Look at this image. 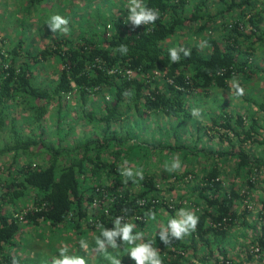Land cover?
Segmentation results:
<instances>
[{
  "label": "trees",
  "instance_id": "16d2710c",
  "mask_svg": "<svg viewBox=\"0 0 264 264\" xmlns=\"http://www.w3.org/2000/svg\"><path fill=\"white\" fill-rule=\"evenodd\" d=\"M25 1L27 10L44 2ZM208 1H202L190 16L184 17L188 0H143L146 7L159 11L154 23L132 25L122 33V27L112 22L110 35L105 31L80 33L74 42L61 40L53 48L37 53L22 48L23 41L5 52L0 50V158L11 156L7 175L0 176V264H13V259L17 264L22 262L11 254L16 250L33 257L32 261L51 248L59 253L64 246L68 255H73L76 248L80 255L90 254L96 248L95 237L100 235L101 226L112 228L117 216L123 217V223L134 225L133 235L140 234L136 244L150 243L160 248L162 264H187V251L205 252L208 262L203 257L200 263L217 264L209 257L217 253L226 260L235 244L239 248L254 244L260 249L257 254L264 257L261 198L260 234L242 241L234 238L237 228L247 232L257 228V223L248 221L250 211L239 208L264 191V156L253 152L254 148L264 149V121L219 106L218 113L209 118L208 128L196 121L194 129L187 130L189 140L183 138L192 106L189 95L226 90L236 78L244 84L264 74L253 60L254 53L264 47V9H255V0H218L223 5V15L237 9L242 15L237 23L226 27L224 46L214 38L205 41L207 50L203 51L197 45L183 44L176 48L179 61L173 63L168 51L171 48L161 45L185 27L200 23L198 33L206 30L213 19L206 11ZM246 8H250V16L244 20ZM102 26L106 27V23L102 22ZM247 27L249 31L245 32ZM119 44L127 45L126 55L115 51ZM181 49L190 51V56L185 57ZM21 56L27 62L16 65ZM48 58H54L60 70L56 80L45 88L34 83L33 67ZM125 70L132 75H125ZM153 72L161 74L160 84L153 85ZM139 75H144L148 83ZM105 89L112 93V104L104 102L97 114L93 109L87 111V100ZM68 94H76L89 122L103 126L100 137L84 136L76 145H62L66 136H62L59 122L62 99ZM54 103L58 111L56 141L44 138L43 128ZM124 106L138 112L143 109L150 115L163 114L175 119L174 124L163 126L159 137L156 139L154 134L148 142L120 135L110 129L124 119ZM254 106L264 113V101ZM18 108L28 119L12 115ZM19 123L27 126L28 132L23 133ZM40 154L46 157L36 162ZM175 157L181 167L171 171ZM152 159L167 172L163 181L159 182L157 174L148 169L155 165ZM130 165L143 172L142 180L120 174ZM174 192L176 196L172 198ZM181 208L198 216L197 227L187 234L189 241L173 237L171 245L165 246L159 235L152 234V226L161 217V209L174 218ZM150 210L155 219L147 215ZM25 229L43 235L40 242L45 251L31 247L36 243L34 237L24 234ZM118 243L117 249L108 247L106 252H96L97 256L103 254L101 264H112L113 260L135 264L129 256L135 245ZM25 261L24 258V264Z\"/></svg>",
  "mask_w": 264,
  "mask_h": 264
},
{
  "label": "rangeland",
  "instance_id": "374dc122",
  "mask_svg": "<svg viewBox=\"0 0 264 264\" xmlns=\"http://www.w3.org/2000/svg\"><path fill=\"white\" fill-rule=\"evenodd\" d=\"M204 0H188V3L185 7L183 13L184 17L190 16L194 11L195 6L199 5ZM238 1V0H237ZM253 7L257 10L264 9V0H255ZM207 13L210 14V18H213L207 25V29L202 33H198L197 25H192L190 27H185L177 32L174 37L163 42L161 45L164 48H179L180 45H197L200 50H207L203 45L208 38L217 39L218 42H221V45L224 46L226 43L222 36H224L226 27H231V23L238 22L239 18H242V15L239 13V10H234L232 12H227L225 15L222 14L223 5L218 0H209L207 2ZM250 8L244 10V20H247L250 16ZM254 10V9H253ZM205 11V12H206ZM53 14H59L62 17H65L69 20L68 27L70 31L65 34L59 30L53 33L47 22L50 19V16ZM128 12V0H44L43 4L35 9L27 10L25 0H0V50L5 52L12 49L18 41H23L24 49H32V53H37L42 49H51L61 40H74L78 38L77 36L82 34H90L92 32H102L105 31L107 35H110L113 30L112 22L117 23L122 27V33L126 29L132 28V21H127ZM203 15L206 16V13ZM102 22L106 23V27L102 26ZM204 21H202L203 23ZM229 24V25H228ZM106 28V29H105ZM248 27L245 32H248ZM253 60L257 61L261 69H264V47L259 48L253 55ZM27 62V59L23 56L19 58L16 65L24 64ZM60 66L54 58H48L45 62L41 64L34 65L33 74H34V83L37 85H44L45 88H48L53 81L59 75ZM153 85L156 83H161V74L159 72H153ZM130 75V73H128ZM142 81L148 83V79L144 75H139ZM237 81L241 87L244 89V94L237 95L235 88L233 87V81L229 84L228 89L226 90H212L207 93V95H199L198 93H193L188 96V100L191 103V108L188 109L190 117L185 123L186 129L183 133V138L189 140V134L187 130L194 129V122L199 121L202 127L205 129L210 126L209 118L211 115L218 113V107H223L229 112L241 114L246 116L248 114L264 121V113L254 106L255 103H260L264 101V74H260L258 77L254 78L252 81L247 83L242 82L241 79H234ZM152 88V86H150ZM249 100V101H246ZM253 100L254 102H251ZM111 105L113 102L112 93L109 89H105L99 96L95 95L90 97L87 100L88 105L86 106L87 111L93 109L97 114L103 108V103ZM63 108L61 110V121L59 122L61 128L62 136H66L63 142V146L77 144L85 136L87 137H100L102 125H97L96 122H89L83 108L79 106L76 94L64 95L62 99ZM124 114V119L119 122L111 125V131L118 132L120 135L129 134L132 138L139 140L141 142H148L152 135L157 139L159 137V130L167 124H174L173 118H168L163 114L150 115L145 112L143 109H139V112L136 111L131 106H124L122 108ZM17 119L27 118V115L21 111L20 108L13 111ZM57 116L58 111L55 103L49 108L45 120L43 121V128L45 137L48 140L56 141V135L54 131L57 127ZM57 120V121H56ZM19 126L22 127L23 133L28 132L27 126H22L19 123ZM202 132V131H201ZM212 134H214L212 132ZM264 137V132H261ZM216 136V134L214 135ZM6 141V140H5ZM51 141V142H52ZM225 146V145H224ZM253 152L255 155L264 156V149L254 148ZM46 154H40L37 158V161L34 157L31 160L36 162H42V156ZM11 156H3L0 158V176L7 175V166H9ZM23 159L19 160L21 163ZM153 164L150 165L148 169L157 174V179L163 181V177L167 172H163L162 166L158 165L155 162V159H152ZM158 165V166H157ZM134 165H130L133 171L136 168ZM264 179V173L262 175ZM264 188V187H263ZM176 196V192L173 193L172 198ZM264 200V191H259L257 196L252 198L253 200L250 204L246 206H241L239 211H242L243 208H247L250 211L248 216V221L250 224L257 223V228L255 230H243L242 228H237V231L234 233V238H237L239 241L246 239H254L256 235L260 234L261 226V204L260 199ZM173 200V199H172ZM263 213V212H262ZM160 218L155 221L152 226V234L156 236L159 235L161 229L167 227V223L171 216L165 212L164 209H161ZM177 216V212H175ZM150 226V225H149ZM151 228V227H150ZM27 236L34 237L36 246H32L34 250L39 249L45 251V247L41 244L43 237L42 234L38 232H33L31 229H25ZM35 236H34V235ZM181 239L189 241L187 235H184ZM233 239V238H231ZM230 239V240H231ZM41 241V242H40ZM32 242V241H30ZM130 245V244H129ZM239 245H233L229 250L233 249L234 251H229L232 257L236 258V261H244V264H250L247 261V256L240 254ZM90 254L85 253L80 255L77 253V248L72 253L74 256H80L85 259L86 264H97L104 262L102 260L103 254L96 255L97 247L94 248ZM117 249V248H116ZM243 251V250H242ZM159 252H161L159 248ZM238 254H237V253ZM80 253V252H79ZM13 256H16L22 260L19 264H51L53 257H58L59 253H54V249L51 248L49 253H44L40 258L37 257L36 260L32 261L33 257L27 255V253L19 252L16 250L11 253ZM114 253H112L113 255ZM240 254V255H239ZM217 253L210 256V262H213L216 258ZM246 256V257H245ZM185 259L188 262L187 264H202L200 263L201 258H206L204 261L208 262V257L205 252H197L192 254L191 251L185 253ZM252 257L249 258V260ZM30 259V260H29ZM131 259V258H130ZM259 257L256 255L254 258V264L258 262ZM29 260V261H28ZM129 260V259H128ZM31 261V262H30ZM48 261V262H47ZM203 261V262H204ZM103 264V263H102ZM105 264V263H104ZM258 264V263H257Z\"/></svg>",
  "mask_w": 264,
  "mask_h": 264
},
{
  "label": "clouds",
  "instance_id": "9594fccd",
  "mask_svg": "<svg viewBox=\"0 0 264 264\" xmlns=\"http://www.w3.org/2000/svg\"><path fill=\"white\" fill-rule=\"evenodd\" d=\"M128 12L127 21L131 20L135 27L141 25L154 23L159 19V11L157 9L148 8L143 4V0H128ZM69 20L62 17L59 14H53L50 16L47 25L49 29L55 33L58 30L67 34L70 29L68 27ZM115 51L120 52L122 55H126L128 47L125 44H119ZM169 51L170 60L175 63L180 59L179 52L175 48H171ZM184 52L185 57L190 56V51L181 49ZM233 87L237 95H243L244 89L240 84L233 80ZM128 94V93H126ZM127 164V161L124 162ZM181 167V162L178 157L172 160L169 170L175 171ZM126 178L139 177L143 179L142 171H133L131 168H124L121 173ZM126 182V181H125ZM151 219H155V213L151 210L147 213ZM123 217L117 216L113 222L112 228H103L101 226V233L95 237V245L100 252H106L108 247L118 248L119 242H127L128 244L135 245L131 248L129 256L135 261V264H162L159 256V250L152 247L150 243H139L136 241L140 239V234L133 235V224L123 223ZM199 222L198 216L193 211L181 208L177 212V216L170 218L166 228L161 229L159 232L160 240L165 246L171 245V238L181 239L184 235L194 231ZM81 246H86L84 242H81ZM67 246L62 247L59 250V256L53 257L51 264H86L85 259L80 256L68 255ZM13 264H17L13 259ZM112 264H120V261L113 260Z\"/></svg>",
  "mask_w": 264,
  "mask_h": 264
},
{
  "label": "built area",
  "instance_id": "2783aa9c",
  "mask_svg": "<svg viewBox=\"0 0 264 264\" xmlns=\"http://www.w3.org/2000/svg\"><path fill=\"white\" fill-rule=\"evenodd\" d=\"M128 73H130V75H128ZM132 73L133 72H131V71H129V70H125V75H127L128 77H130L131 75H132ZM239 249H241L240 251H242L240 254H242L243 256L244 255H246L247 256V261L250 263V264H254L253 262H254V259H252V260H249L248 259V255L250 256V257H252V256H254V258H255V256L257 255L258 257H259V259L257 260L258 262H256V264L258 263V264H264V257L262 256V253H260V254H257L258 252H260V249L258 248V247H256L254 244L253 245H250V246H248V248L247 247H245V248H239ZM238 254V253H237ZM239 254V255H240ZM256 254V255H255ZM229 256H233V255H231V254H229ZM229 256H226L227 257V259L226 260H224V258H223V256H222V254L221 255H217L216 256V258H215V260H217V264H244L245 262L244 261H236V258H234V257H232L233 259L231 260L230 258H229ZM245 256V257H246ZM214 262V261H213Z\"/></svg>",
  "mask_w": 264,
  "mask_h": 264
}]
</instances>
